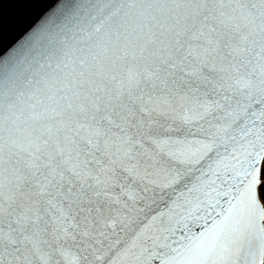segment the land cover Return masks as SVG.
I'll return each mask as SVG.
<instances>
[{"label":"snow or ice","instance_id":"1","mask_svg":"<svg viewBox=\"0 0 264 264\" xmlns=\"http://www.w3.org/2000/svg\"><path fill=\"white\" fill-rule=\"evenodd\" d=\"M0 264H264V0H60L9 48Z\"/></svg>","mask_w":264,"mask_h":264},{"label":"water","instance_id":"2","mask_svg":"<svg viewBox=\"0 0 264 264\" xmlns=\"http://www.w3.org/2000/svg\"><path fill=\"white\" fill-rule=\"evenodd\" d=\"M60 0H0V57Z\"/></svg>","mask_w":264,"mask_h":264}]
</instances>
